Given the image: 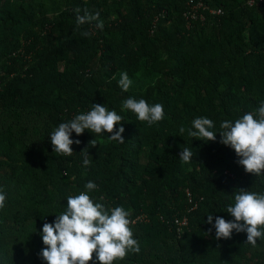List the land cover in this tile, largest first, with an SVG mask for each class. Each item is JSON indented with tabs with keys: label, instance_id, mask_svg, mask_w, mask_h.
Segmentation results:
<instances>
[{
	"label": "trees",
	"instance_id": "obj_1",
	"mask_svg": "<svg viewBox=\"0 0 264 264\" xmlns=\"http://www.w3.org/2000/svg\"><path fill=\"white\" fill-rule=\"evenodd\" d=\"M189 2L205 8L192 17ZM247 2L0 0V264H45L43 224L89 181L95 202L142 219L130 224L140 252L115 264H264V238L256 247L235 231L216 240L206 222L233 219L226 208L237 189L264 193V173H245L218 134L222 121L264 101V4ZM76 8L98 12L103 29L77 28ZM121 72L132 81L127 92ZM129 97L162 104L164 119L138 121L122 108ZM92 104L123 117L124 143L85 131L71 134L80 141L71 156L53 153L51 132ZM198 117L214 122V142L189 136ZM184 148L191 163L179 159Z\"/></svg>",
	"mask_w": 264,
	"mask_h": 264
},
{
	"label": "clouds",
	"instance_id": "obj_2",
	"mask_svg": "<svg viewBox=\"0 0 264 264\" xmlns=\"http://www.w3.org/2000/svg\"><path fill=\"white\" fill-rule=\"evenodd\" d=\"M77 13L76 26L96 21V27L103 29V21L99 13L95 15L80 8ZM89 36L88 31L81 33ZM132 81L126 72L120 73L118 86L127 92ZM122 108L135 114L138 121L146 122L148 126L164 119V106L160 103L149 105L144 99L127 98L122 101ZM123 117L115 110L109 111L104 104H92L86 113L76 115L70 121L60 123L50 135L53 153L71 156L73 143L79 140L71 139V134L80 136L85 131L95 134L107 133L108 139L124 143L122 133L124 128L118 127ZM214 122L207 117H198L192 121L189 136L200 141L214 142L217 133L212 131ZM220 143L234 150L238 165L245 173L260 176L264 173V101H261L255 112H247L233 120H224L219 125ZM114 129H116L114 131ZM180 131L183 133L184 129ZM111 134V135H109ZM89 143L95 147V140ZM88 149L81 151L83 165L89 166L91 157ZM194 153L190 148H184L179 159L191 163ZM85 191L75 196L67 197L65 210L55 215L53 223H44L41 230L42 243L45 246L39 253L45 264H90L95 255L98 264H115L126 255L139 253L140 246L133 238L130 227L131 212L122 206L107 208L103 203L95 202L88 193L97 190V184L89 181ZM234 200L226 208V213L233 219L226 221L217 216L213 224L212 214L207 215V223L215 229V239H230L233 231L246 233V244L256 247L257 240L264 238V193L237 189ZM5 195L0 192V208L4 207ZM102 199V198H101ZM212 229H209L211 232Z\"/></svg>",
	"mask_w": 264,
	"mask_h": 264
},
{
	"label": "built area",
	"instance_id": "obj_3",
	"mask_svg": "<svg viewBox=\"0 0 264 264\" xmlns=\"http://www.w3.org/2000/svg\"><path fill=\"white\" fill-rule=\"evenodd\" d=\"M247 3H248L249 6H253V5H256V4H264V0H248ZM189 4H190L191 10H192V14H191L192 17H194L193 12L195 13V11H197L198 9H203V8H205V6L203 5L202 2H198V3H196V4H193V3L189 2ZM211 13L219 14L220 12H219V11H217V12L211 11ZM189 202H191V199H190V198H189ZM141 220H142V219H141V217L139 216V217H136V218L132 221V223H136V222L141 221ZM175 223L177 224L178 227H179V226H182V225H185V224H186V219H183V220H176Z\"/></svg>",
	"mask_w": 264,
	"mask_h": 264
}]
</instances>
